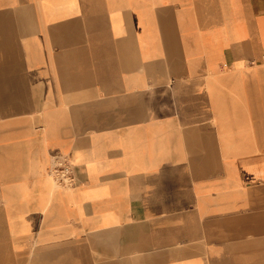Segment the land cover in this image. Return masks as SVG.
Wrapping results in <instances>:
<instances>
[{"label":"crops","instance_id":"crops-1","mask_svg":"<svg viewBox=\"0 0 264 264\" xmlns=\"http://www.w3.org/2000/svg\"><path fill=\"white\" fill-rule=\"evenodd\" d=\"M0 264H264V0H0Z\"/></svg>","mask_w":264,"mask_h":264},{"label":"built area","instance_id":"built-area-1","mask_svg":"<svg viewBox=\"0 0 264 264\" xmlns=\"http://www.w3.org/2000/svg\"><path fill=\"white\" fill-rule=\"evenodd\" d=\"M48 172L55 184L69 187L73 184V169L66 155L55 153L51 156Z\"/></svg>","mask_w":264,"mask_h":264},{"label":"rangeland","instance_id":"rangeland-1","mask_svg":"<svg viewBox=\"0 0 264 264\" xmlns=\"http://www.w3.org/2000/svg\"><path fill=\"white\" fill-rule=\"evenodd\" d=\"M57 185V184H56ZM57 186H59V185H57ZM60 187H62V186H60Z\"/></svg>","mask_w":264,"mask_h":264}]
</instances>
